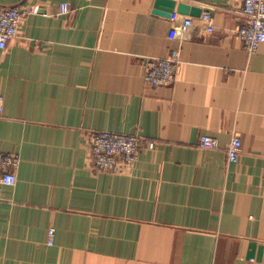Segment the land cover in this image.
Returning a JSON list of instances; mask_svg holds the SVG:
<instances>
[{"label":"crops","instance_id":"crops-1","mask_svg":"<svg viewBox=\"0 0 264 264\" xmlns=\"http://www.w3.org/2000/svg\"><path fill=\"white\" fill-rule=\"evenodd\" d=\"M176 1L214 29L197 16L184 37L155 0H0L27 9L0 49V152L20 159L0 264H264V43L237 35L242 0ZM172 54L175 81L147 85L145 61ZM95 131L139 135L134 164L96 171Z\"/></svg>","mask_w":264,"mask_h":264},{"label":"built area","instance_id":"built-area-1","mask_svg":"<svg viewBox=\"0 0 264 264\" xmlns=\"http://www.w3.org/2000/svg\"><path fill=\"white\" fill-rule=\"evenodd\" d=\"M63 12L69 11V5H61ZM26 8L19 6L0 7V49H4L8 41L18 35L22 16ZM242 18L237 27V35L244 48L253 52L264 43V0H242ZM199 18L205 23V29L212 31L211 15L202 11ZM170 20L178 32L184 37H190L195 27V17L174 10ZM179 59L176 54L167 58L145 61L144 81L151 87L170 85L176 79ZM92 153V167L99 172L122 173L131 167L138 158L142 139L137 134H123L111 131H95L89 137ZM199 147L204 149L218 148L216 137L203 134L199 137ZM241 139L233 135L225 144L224 149L228 161L237 162L241 152ZM19 156L15 153L0 152V184L14 185L16 183L15 169L19 164ZM54 228L48 230V244H52Z\"/></svg>","mask_w":264,"mask_h":264},{"label":"water","instance_id":"water-1","mask_svg":"<svg viewBox=\"0 0 264 264\" xmlns=\"http://www.w3.org/2000/svg\"><path fill=\"white\" fill-rule=\"evenodd\" d=\"M174 10H176L179 13L185 14V15H191L194 17L200 16L203 9L191 5L186 2H177L176 0H155L154 3V12L161 14V15H167L171 14Z\"/></svg>","mask_w":264,"mask_h":264}]
</instances>
